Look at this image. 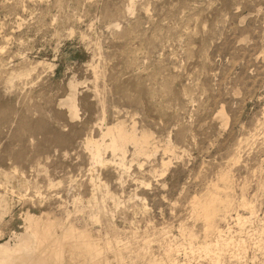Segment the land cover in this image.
I'll list each match as a JSON object with an SVG mask.
<instances>
[{"label":"rangeland","instance_id":"obj_1","mask_svg":"<svg viewBox=\"0 0 264 264\" xmlns=\"http://www.w3.org/2000/svg\"><path fill=\"white\" fill-rule=\"evenodd\" d=\"M129 1L0 0V242L23 231L27 210L49 212L119 241L121 256L96 264H167L168 242L181 244L179 262L214 264L197 251L205 225L191 202L217 184L231 214L246 213L243 200L256 214L241 228L228 218L246 248L234 257L231 246L217 263L264 264V0ZM72 88L75 118L65 103ZM103 119H135L157 151L141 158L142 170L134 161L123 185L118 168L96 167L122 201L107 200L109 215L94 222L97 209L74 198L91 195L84 140ZM169 141L174 151L164 152ZM162 157L171 158L166 170ZM180 225L193 231L194 251Z\"/></svg>","mask_w":264,"mask_h":264},{"label":"bare ground","instance_id":"obj_2","mask_svg":"<svg viewBox=\"0 0 264 264\" xmlns=\"http://www.w3.org/2000/svg\"><path fill=\"white\" fill-rule=\"evenodd\" d=\"M129 2L132 5L134 0H130ZM36 67L37 65H32L23 72L11 73L8 80L11 82L16 77L28 76L36 69ZM65 103L68 106L71 118L77 117L78 109L76 105L75 88L71 89ZM216 118L221 121L223 127L227 126L228 115L223 106L218 109ZM134 120H132L130 124H126L127 121L125 122V120L122 119H117L112 123H106L103 119V122L99 123V135L97 137L87 136L85 138L84 146L90 156V172H97V166L104 167L106 165H113L121 171L118 179L120 184L123 185L124 175L127 174L130 176L129 172L134 161H136L137 167L142 170L143 162H141V158L150 157L151 155H154L157 150L152 144V132L143 129L142 127L139 129ZM252 135L254 136V134ZM173 148V144L169 141L165 146L164 152H173ZM107 153L110 154V158L105 156ZM129 156H131V159H128ZM170 161L171 158L165 159L162 157V168L166 170ZM93 172L91 173L92 176L90 182L88 181L91 186L90 197L85 200L81 194L78 193L74 198V201L79 202L80 204L86 203L87 206L97 209L94 212H90V219L94 222H98L101 220L102 215L105 216L109 212L106 207L107 200H111L114 206L118 207L122 199L120 201L119 196H116V194L111 192L107 182L102 177V173L97 172L93 176ZM6 176L8 177L9 174L6 173ZM134 179L137 180V178ZM226 180L227 176L224 175L220 177V181L225 182ZM143 183L144 181L140 179V184ZM23 184H25V182ZM60 184V181L54 182L50 180L49 182L50 187H58ZM218 189V185L215 184L212 189H209L202 196H195L191 202L192 215L196 218L202 219L205 225L204 235L206 240L200 246H197V251L200 250L203 252L205 256L209 257L210 260L214 261L216 264L220 262L223 252L230 249L231 246L236 247V250L232 251L234 257L240 255V253L243 254L242 252L246 248L243 239L241 240L240 238V240H238L234 238L235 235L237 236L236 232L234 233L235 235H232L234 231H232L233 228L231 229V226H229L230 221L228 218L231 219L234 226L241 228L245 226L246 223L251 222L256 215L253 206L245 200L241 202V205L245 207L246 213L243 214L236 212L234 215L231 214V200L224 197L222 198L223 195H220ZM134 195L141 200L144 209H146V202H144L145 199L139 197L137 194ZM4 201L5 199L3 196H0V220L6 213V209L3 208V205L5 206L6 204ZM111 214L113 216V213ZM219 220L226 221L225 227H222L221 224H219ZM23 223V231L19 234L17 233L12 242L11 240L0 242V264H77V257H81L87 262L89 261V264H96L103 262L105 258H107L105 254H108V252H113L115 255L120 256L122 254L119 241L110 239L109 237L100 238L99 236H96L91 229L78 227L76 223L70 219V216L62 221L51 215L49 212H42L37 215L27 210L23 214ZM179 230L182 237L185 236L188 238L187 240L189 241L185 242H187L189 248L194 251L193 249H195L194 246L196 245H193L192 241L193 231L191 232L189 229V231H187L186 227L182 225H180ZM209 235L214 236V238L212 237V239L208 241L207 237H209ZM259 242H261V240ZM178 244L168 242L166 248L164 247L167 264H190V260L179 262L174 258L173 254L177 251ZM180 245L181 244H179V246ZM258 246L260 247V245ZM186 252L188 254L189 251L187 250ZM225 253L227 252H224V254ZM184 254L186 255V253ZM106 261L107 260H105V262Z\"/></svg>","mask_w":264,"mask_h":264}]
</instances>
